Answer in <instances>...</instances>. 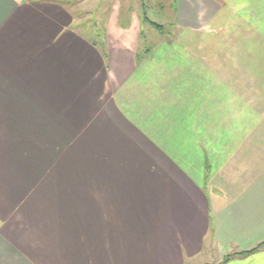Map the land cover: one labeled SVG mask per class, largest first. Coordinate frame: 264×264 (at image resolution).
Wrapping results in <instances>:
<instances>
[{
	"label": "crops",
	"instance_id": "0c3cea01",
	"mask_svg": "<svg viewBox=\"0 0 264 264\" xmlns=\"http://www.w3.org/2000/svg\"><path fill=\"white\" fill-rule=\"evenodd\" d=\"M174 20L104 50L64 0H0V264H264V0Z\"/></svg>",
	"mask_w": 264,
	"mask_h": 264
},
{
	"label": "rangeland",
	"instance_id": "374dc122",
	"mask_svg": "<svg viewBox=\"0 0 264 264\" xmlns=\"http://www.w3.org/2000/svg\"><path fill=\"white\" fill-rule=\"evenodd\" d=\"M67 7L72 11L75 16V20L79 23L82 30L88 33V37L98 38L102 42V47L108 46L110 39H113L121 43H128L129 45L134 43V41L129 37L132 35L135 41L136 50L141 53L142 48L152 47L154 44L158 43L160 40L168 41L171 40L168 36L173 37L175 35V15L178 0H64ZM182 6V11H183ZM204 5H194L192 4L189 8L190 11H199ZM184 12V11H183ZM145 13L148 20L158 23L162 26L163 33L161 34L155 28L151 27L147 22L142 20V15ZM210 25L216 28H220L216 21L209 22ZM174 25V27H173ZM179 27V26H178ZM119 30L120 35L125 31V40L118 37ZM216 34V33H212ZM210 34L209 38H204L209 40L213 45L222 46V50L226 55L228 61L233 62V50L236 46L237 41L241 40V45L243 46L242 60L249 56L255 57V52H250L249 48L250 38L242 37H229V36H218ZM111 37V38H109ZM111 41H114V40ZM106 42V43H105ZM113 43V42H111ZM201 43V40L200 42ZM116 44V43H113ZM127 45V44H126ZM221 51V50H220ZM229 51V52H228ZM218 60H224V58L217 57ZM67 128V127H66ZM69 134V135H67ZM69 140L72 141L74 132H67ZM83 135V134H82ZM86 138L90 136V134ZM47 137L46 134L35 133V140L42 141ZM53 138L50 134V139ZM85 138V139H86ZM47 146V142L44 143ZM70 144V143H69ZM51 146V145H50ZM66 148H43L34 149L35 157H40L42 153L49 152L50 155L54 152V155L65 153L63 152ZM89 149V148H88ZM77 153L79 149L75 150ZM73 154V153H72ZM85 159H91L93 155L87 150L83 151L81 154ZM76 156V155H75ZM79 156V155H78Z\"/></svg>",
	"mask_w": 264,
	"mask_h": 264
},
{
	"label": "trees",
	"instance_id": "16d2710c",
	"mask_svg": "<svg viewBox=\"0 0 264 264\" xmlns=\"http://www.w3.org/2000/svg\"><path fill=\"white\" fill-rule=\"evenodd\" d=\"M142 20H144L145 22H147L151 27L155 28L157 31H159L161 34L163 33V29L162 26L159 25L156 22L150 21L148 20V18L146 17L145 13H143L142 15ZM261 245H264V242L261 243L258 247H260ZM255 250V249H254Z\"/></svg>",
	"mask_w": 264,
	"mask_h": 264
}]
</instances>
